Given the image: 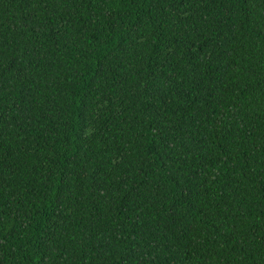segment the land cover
Listing matches in <instances>:
<instances>
[{"label": "trees", "instance_id": "1", "mask_svg": "<svg viewBox=\"0 0 264 264\" xmlns=\"http://www.w3.org/2000/svg\"><path fill=\"white\" fill-rule=\"evenodd\" d=\"M0 264H264V0H0Z\"/></svg>", "mask_w": 264, "mask_h": 264}]
</instances>
